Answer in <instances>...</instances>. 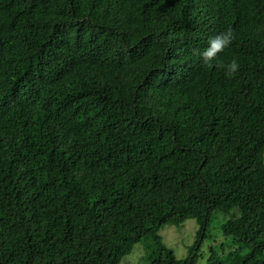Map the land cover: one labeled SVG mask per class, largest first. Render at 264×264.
<instances>
[{
  "label": "trees",
  "instance_id": "trees-1",
  "mask_svg": "<svg viewBox=\"0 0 264 264\" xmlns=\"http://www.w3.org/2000/svg\"><path fill=\"white\" fill-rule=\"evenodd\" d=\"M234 207L207 264H264V0H0V264H192Z\"/></svg>",
  "mask_w": 264,
  "mask_h": 264
},
{
  "label": "rangeland",
  "instance_id": "rangeland-1",
  "mask_svg": "<svg viewBox=\"0 0 264 264\" xmlns=\"http://www.w3.org/2000/svg\"><path fill=\"white\" fill-rule=\"evenodd\" d=\"M240 215L237 207L228 212L213 211L209 221L205 236L199 241L193 253L192 264H207L211 253L215 252L219 257L233 249L232 239L225 236L221 230V225L228 219L236 218ZM199 225L195 219H187L179 225H165L159 231L162 242L171 248L175 256L179 259L186 258L198 240ZM146 238L136 243L131 252L125 255L120 264H148L149 257L145 249Z\"/></svg>",
  "mask_w": 264,
  "mask_h": 264
},
{
  "label": "clouds",
  "instance_id": "clouds-1",
  "mask_svg": "<svg viewBox=\"0 0 264 264\" xmlns=\"http://www.w3.org/2000/svg\"><path fill=\"white\" fill-rule=\"evenodd\" d=\"M234 34L231 29L226 32H222L209 40V46L202 52L197 51V55L201 56L203 62L208 66L212 67V62L216 61V67L224 68L226 67V74L231 77L236 74L239 70V63L237 59H233L229 64L224 65L223 62L218 60V54L223 52L226 47H228L232 40L234 39Z\"/></svg>",
  "mask_w": 264,
  "mask_h": 264
}]
</instances>
